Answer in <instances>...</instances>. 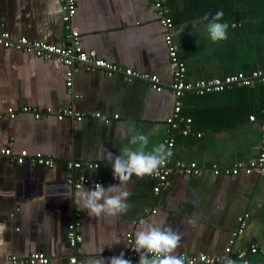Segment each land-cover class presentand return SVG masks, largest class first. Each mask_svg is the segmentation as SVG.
I'll return each mask as SVG.
<instances>
[{
  "label": "crops",
  "instance_id": "1",
  "mask_svg": "<svg viewBox=\"0 0 264 264\" xmlns=\"http://www.w3.org/2000/svg\"><path fill=\"white\" fill-rule=\"evenodd\" d=\"M74 1L72 24L84 50L120 68L156 75L163 88L156 92L143 81L79 69L68 89L59 61L0 46V148L54 161L51 168L0 161V223L5 225L0 264H14L12 258L33 253L43 255L48 264H68L72 255L78 264H96L100 258L108 264L107 258L126 249V234L134 241L141 221L177 230L182 239L176 254L216 256L224 263L230 257L225 253L230 234L244 214L249 219L231 256L244 251L249 264H264V256L248 252L251 245L264 244V175H170L168 186L157 194L155 180L133 176L127 184L131 192L127 212L93 217L80 211L73 198L76 190L67 183L66 163L80 162L78 175L114 185L118 181H113L106 156L119 155L120 147L128 144L121 139L124 132L148 135L146 150L166 144L175 66L167 56L154 0ZM166 8L186 81L264 69V0H166ZM218 11L224 13L220 22L229 27L227 39L213 44L200 18L207 14L211 19ZM61 15L58 0H0V33L63 47ZM180 106L181 115L191 120L190 132L186 136L171 132V165L193 162L203 170L224 169L257 157L264 86H232L202 96L186 93ZM22 107L38 113L49 109L51 115L35 120L22 113ZM67 108L84 117L79 122L58 121L55 114ZM7 109L14 110L13 119L5 114ZM76 214L82 241L72 250L67 234ZM114 235L121 243L110 247Z\"/></svg>",
  "mask_w": 264,
  "mask_h": 264
},
{
  "label": "built area",
  "instance_id": "2",
  "mask_svg": "<svg viewBox=\"0 0 264 264\" xmlns=\"http://www.w3.org/2000/svg\"><path fill=\"white\" fill-rule=\"evenodd\" d=\"M60 9L62 12L61 22L64 30L65 46L56 47L52 44L29 40L25 37H13L7 32L0 33V46L5 49H15L27 54H31L44 60H57L65 68V86L69 89L72 87L74 74L83 69L86 72L101 70L105 76L111 77L113 75H120L127 82L143 81L149 84V86L156 92H160L163 88L159 78L156 75L141 73L132 71L130 69H123L119 66L108 63L98 58L94 51H86L82 48L79 39V32L72 24V18L75 14V1L74 0H58ZM153 6L159 19V24L164 32V43L169 61L175 66L172 74V82L169 85L174 98V106L171 115L166 119L168 126L169 138L166 140V145L170 146V150L174 147V139L171 132L179 131L180 135L186 136L190 132L189 124L190 118L181 115L180 99L186 94L204 95L208 93H218L232 86L251 87L255 84L264 86V69H256L250 74L235 73L227 75L222 78H208L195 82H189L185 80V65L180 61L177 53V47L173 42V26L171 19L167 16L166 0H154ZM21 112L24 114H31L35 120L45 118L51 115V111L46 109L43 113H38L35 109L29 107H22ZM5 114L8 118L13 119L16 114L13 109H7ZM3 114L0 113V118ZM84 115L76 112L73 108H67L59 111L55 114V118L58 121L64 118H69L74 122L82 120ZM92 117H99V114H93ZM259 131H260V144L259 151L256 158L250 160L245 164H235L230 168L211 170H203L196 166L195 163H175L170 164V160L163 166L159 174L153 176H147L156 181V185L153 188L154 194H157L160 190L168 186V178L170 175L180 176H195L200 177L204 174L210 173L214 176L233 177L242 175H264V109L260 114ZM250 121H254L253 117H250ZM172 158V156H171ZM170 158V159H171ZM3 159H11L16 165H23L25 163L32 164L34 166L51 168L54 164L53 159L45 157L41 154L30 155L27 151L21 150L18 154L14 155L10 148H0V161ZM80 162H67L66 166L69 172L67 177V183L77 190L78 186L91 185L99 183L102 186H109L111 182L105 180H89L84 176L77 174V171L81 167ZM88 168L95 169L97 164H86ZM113 181H116L113 179ZM71 222L68 228L67 243L70 249L74 250L82 241V237L79 234V220L77 214ZM249 216L244 214L238 218L237 228L231 232L230 238L225 248V253L230 254L228 259L233 261V264H249L246 252H239L236 256H231V248L234 245L236 239L242 234L246 227ZM126 249L122 250L126 259H130L132 264H137L138 255L131 249L134 247V241L131 234H126ZM120 251V252H122ZM117 254V256L120 254ZM251 255L264 256V244L251 245L248 249ZM185 258V264H224L221 259L216 256H208L204 254L186 255L177 254ZM14 264H48V259L41 254H30L24 259L12 258ZM68 264H78L77 258L72 255L68 259Z\"/></svg>",
  "mask_w": 264,
  "mask_h": 264
},
{
  "label": "clouds",
  "instance_id": "3",
  "mask_svg": "<svg viewBox=\"0 0 264 264\" xmlns=\"http://www.w3.org/2000/svg\"><path fill=\"white\" fill-rule=\"evenodd\" d=\"M223 15V11H218L211 19L207 14L200 18L207 38L213 44L227 39L229 25L220 22ZM131 131L129 129V132ZM121 139H127L128 144L120 147V154L113 156L112 153L107 152L106 156L113 178L118 183L109 185L107 188L97 183L92 190L84 188L81 184L73 194L74 202L80 211H85L87 215L117 217L127 212L128 199L131 196L127 184L131 178L135 176L143 179L159 174L160 169L173 155L170 146L165 143H159L151 150H146L149 145V136L138 131L132 135L124 132ZM4 229L5 225L0 223V233ZM181 239V234L170 225L141 221L140 227L135 232L134 247L131 250L138 255V264H185V258L176 254ZM120 243L119 238L114 235L113 244L110 247ZM107 260L108 264H132L130 259L125 258L123 251L118 256L109 257ZM96 264H104L103 259L100 258ZM224 264H233V261L226 259Z\"/></svg>",
  "mask_w": 264,
  "mask_h": 264
},
{
  "label": "bare ground",
  "instance_id": "4",
  "mask_svg": "<svg viewBox=\"0 0 264 264\" xmlns=\"http://www.w3.org/2000/svg\"><path fill=\"white\" fill-rule=\"evenodd\" d=\"M76 7V6H75ZM75 75V74H74ZM205 95V94H204ZM202 96V95H201ZM261 118V117H260Z\"/></svg>",
  "mask_w": 264,
  "mask_h": 264
}]
</instances>
